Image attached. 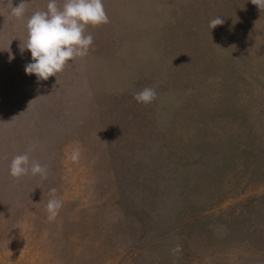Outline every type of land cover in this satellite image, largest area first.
I'll list each match as a JSON object with an SVG mask.
<instances>
[{
    "label": "rangeland",
    "instance_id": "374dc122",
    "mask_svg": "<svg viewBox=\"0 0 264 264\" xmlns=\"http://www.w3.org/2000/svg\"><path fill=\"white\" fill-rule=\"evenodd\" d=\"M26 2L0 0V264H264V8L103 0L88 55L37 81ZM25 152L46 179L10 176Z\"/></svg>",
    "mask_w": 264,
    "mask_h": 264
},
{
    "label": "clouds",
    "instance_id": "9594fccd",
    "mask_svg": "<svg viewBox=\"0 0 264 264\" xmlns=\"http://www.w3.org/2000/svg\"><path fill=\"white\" fill-rule=\"evenodd\" d=\"M26 3V0H19L17 6L12 7L11 15L22 18ZM253 4L258 9L264 8V0H253ZM107 23L109 18L103 0H63L62 7H58L57 0H47L46 11L37 10L26 21L27 39L24 49L30 52L31 60L24 66L25 74L34 75L37 81H47L49 77L56 79V75L63 71L69 61L88 55L93 37L86 34V27ZM223 23L222 17L217 16L209 21V27L213 29ZM133 98L147 105L156 98V92L151 87H145L134 93ZM77 156L78 150H75L72 159L75 161ZM9 174L13 178L31 174L46 179L48 168L30 159L25 152L12 158ZM49 192L46 210L48 220L52 221L58 215L62 202L55 195V188Z\"/></svg>",
    "mask_w": 264,
    "mask_h": 264
}]
</instances>
